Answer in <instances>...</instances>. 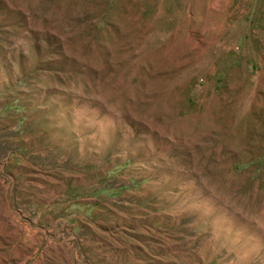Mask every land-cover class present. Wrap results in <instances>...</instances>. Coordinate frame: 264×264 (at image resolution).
Listing matches in <instances>:
<instances>
[{
	"label": "rangeland",
	"instance_id": "1",
	"mask_svg": "<svg viewBox=\"0 0 264 264\" xmlns=\"http://www.w3.org/2000/svg\"><path fill=\"white\" fill-rule=\"evenodd\" d=\"M0 264H264V0H0Z\"/></svg>",
	"mask_w": 264,
	"mask_h": 264
}]
</instances>
